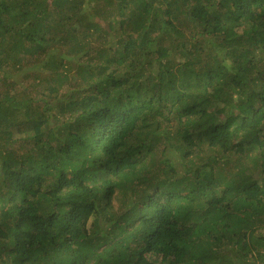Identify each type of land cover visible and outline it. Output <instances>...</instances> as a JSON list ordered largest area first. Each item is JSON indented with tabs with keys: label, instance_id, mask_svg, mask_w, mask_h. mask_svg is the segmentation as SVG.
<instances>
[{
	"label": "trees",
	"instance_id": "trees-1",
	"mask_svg": "<svg viewBox=\"0 0 264 264\" xmlns=\"http://www.w3.org/2000/svg\"><path fill=\"white\" fill-rule=\"evenodd\" d=\"M0 264H264V0H0Z\"/></svg>",
	"mask_w": 264,
	"mask_h": 264
}]
</instances>
